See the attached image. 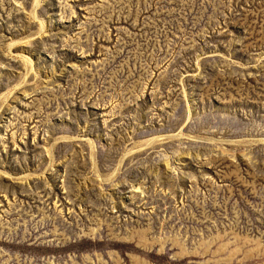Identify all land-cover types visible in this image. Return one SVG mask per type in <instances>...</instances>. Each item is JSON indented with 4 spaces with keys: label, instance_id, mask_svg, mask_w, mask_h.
I'll list each match as a JSON object with an SVG mask.
<instances>
[{
    "label": "rangeland",
    "instance_id": "1",
    "mask_svg": "<svg viewBox=\"0 0 264 264\" xmlns=\"http://www.w3.org/2000/svg\"><path fill=\"white\" fill-rule=\"evenodd\" d=\"M0 264H264V0H0Z\"/></svg>",
    "mask_w": 264,
    "mask_h": 264
}]
</instances>
